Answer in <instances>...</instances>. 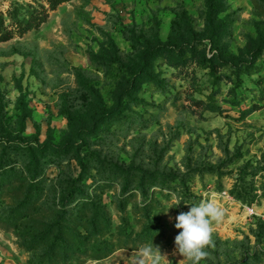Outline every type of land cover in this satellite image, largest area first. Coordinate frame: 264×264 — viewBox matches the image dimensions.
<instances>
[{
	"label": "rangeland",
	"instance_id": "374dc122",
	"mask_svg": "<svg viewBox=\"0 0 264 264\" xmlns=\"http://www.w3.org/2000/svg\"><path fill=\"white\" fill-rule=\"evenodd\" d=\"M212 1L0 0V143L48 150L111 251L66 264L151 242L179 264L175 217L207 193L225 215L200 264H264V0ZM33 257L0 229V264Z\"/></svg>",
	"mask_w": 264,
	"mask_h": 264
},
{
	"label": "trees",
	"instance_id": "16d2710c",
	"mask_svg": "<svg viewBox=\"0 0 264 264\" xmlns=\"http://www.w3.org/2000/svg\"><path fill=\"white\" fill-rule=\"evenodd\" d=\"M208 7L217 13L212 0ZM5 143H0V229L14 234L21 247L34 253L30 264H66L77 256L99 260L111 253L105 252L106 245L91 242L92 199L84 192L74 197L76 181L57 197L63 184L45 178L46 168L55 163L48 150ZM95 226L101 229L103 224L97 219Z\"/></svg>",
	"mask_w": 264,
	"mask_h": 264
},
{
	"label": "clouds",
	"instance_id": "9594fccd",
	"mask_svg": "<svg viewBox=\"0 0 264 264\" xmlns=\"http://www.w3.org/2000/svg\"><path fill=\"white\" fill-rule=\"evenodd\" d=\"M181 202L174 197L172 207L179 206ZM188 205L189 211L180 212L175 217V228L181 230L175 237V249L183 257L179 264L185 260L190 264H200L208 256L206 249L213 243L214 225L223 221L225 210L217 203L216 193H207L198 202ZM132 260L133 264H171L152 242L139 248L132 255Z\"/></svg>",
	"mask_w": 264,
	"mask_h": 264
},
{
	"label": "built area",
	"instance_id": "2783aa9c",
	"mask_svg": "<svg viewBox=\"0 0 264 264\" xmlns=\"http://www.w3.org/2000/svg\"><path fill=\"white\" fill-rule=\"evenodd\" d=\"M263 221H264V218H263Z\"/></svg>",
	"mask_w": 264,
	"mask_h": 264
}]
</instances>
